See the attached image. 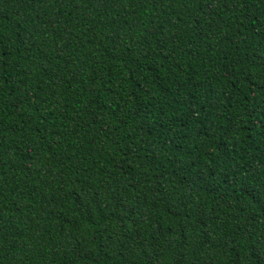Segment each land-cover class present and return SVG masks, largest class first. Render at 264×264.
<instances>
[{
    "label": "trees",
    "instance_id": "16d2710c",
    "mask_svg": "<svg viewBox=\"0 0 264 264\" xmlns=\"http://www.w3.org/2000/svg\"><path fill=\"white\" fill-rule=\"evenodd\" d=\"M0 264H264V0H0Z\"/></svg>",
    "mask_w": 264,
    "mask_h": 264
}]
</instances>
